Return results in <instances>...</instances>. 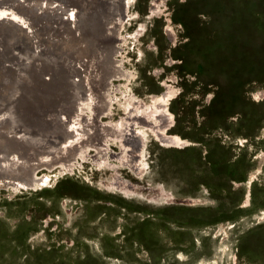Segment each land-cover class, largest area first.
I'll return each mask as SVG.
<instances>
[{"label": "rangeland", "instance_id": "rangeland-1", "mask_svg": "<svg viewBox=\"0 0 264 264\" xmlns=\"http://www.w3.org/2000/svg\"><path fill=\"white\" fill-rule=\"evenodd\" d=\"M160 1L151 15L152 0H132L118 57L125 75L103 121L123 122L170 79L169 133L193 145L162 148L144 132L148 168L138 175L77 161L64 175L39 172L49 179L39 192L1 190L0 264H264V165L248 207V190L234 184L264 157V97L255 100L264 95V0ZM110 146L120 153L117 141ZM117 175L134 196L109 189Z\"/></svg>", "mask_w": 264, "mask_h": 264}, {"label": "bare ground", "instance_id": "bare-ground-1", "mask_svg": "<svg viewBox=\"0 0 264 264\" xmlns=\"http://www.w3.org/2000/svg\"><path fill=\"white\" fill-rule=\"evenodd\" d=\"M131 3L0 0V192L9 190L12 198L20 191L44 190L49 179L39 178V172L60 168L64 175L77 161H90L101 172L127 168L138 175L140 168H148L142 160L144 132L162 148L186 150L193 145L169 133L176 127L168 109L175 97L170 79L161 82L162 95L146 104L135 101L123 122L103 121L112 117V84L125 75L118 57ZM161 7L160 0H152L150 14H161ZM164 31L175 44L174 30L167 26ZM263 97L262 91L255 94L256 101ZM111 141H117L120 153L111 149ZM258 162L245 183H234L248 190L243 207L250 205V191L263 173L264 157ZM109 189L125 198L135 194L118 175ZM189 203L205 204L203 199ZM258 219L263 223L264 213Z\"/></svg>", "mask_w": 264, "mask_h": 264}, {"label": "water", "instance_id": "water-1", "mask_svg": "<svg viewBox=\"0 0 264 264\" xmlns=\"http://www.w3.org/2000/svg\"><path fill=\"white\" fill-rule=\"evenodd\" d=\"M11 21H13V22H15V21H17L15 18H11ZM162 86V85H161ZM8 116H10L11 117V113H9V115Z\"/></svg>", "mask_w": 264, "mask_h": 264}]
</instances>
